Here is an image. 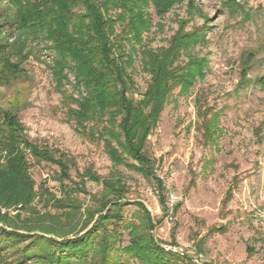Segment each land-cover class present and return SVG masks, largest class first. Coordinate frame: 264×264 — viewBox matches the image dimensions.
<instances>
[{
  "label": "rangeland",
  "instance_id": "obj_1",
  "mask_svg": "<svg viewBox=\"0 0 264 264\" xmlns=\"http://www.w3.org/2000/svg\"><path fill=\"white\" fill-rule=\"evenodd\" d=\"M148 10L153 22L145 33L149 46H168L183 25L187 31L204 32V40L192 46V52L209 60L204 75L187 92L175 88L149 136L146 153L155 159V172L163 176L165 189L159 191L155 183L127 166H114L103 141L90 140L75 128L56 85L51 53L42 44L30 43L35 50L24 64L26 74L0 86V105L17 104L29 138L57 157L65 153L71 159V178L62 179L59 165L29 157L37 190L32 207L40 214L61 217L60 225L69 237L84 233L92 224L81 231L80 225L73 226L76 217L68 214L70 207L53 202L61 198L78 202L84 211L103 190L101 181L82 177L92 168L103 178L121 176L129 189L119 229L122 246L130 240L123 224L145 213L140 202L151 213L153 235L160 245L180 243L189 254L195 250L201 254L199 261L191 258L192 264H264V88L256 80L264 75V0H176L163 17L152 4ZM249 53L244 79L243 61ZM129 70L143 93L150 74L143 70L140 55ZM70 80L74 81L71 74ZM63 88L72 90L67 81ZM202 108L208 116L217 112L220 129L214 141L207 140L199 128ZM171 193L172 213L164 209L161 199L168 201ZM15 213L11 209L10 214ZM28 242L19 243V248ZM15 248L0 251L4 262L18 256ZM32 262L24 259L20 264ZM71 264H77L75 259Z\"/></svg>",
  "mask_w": 264,
  "mask_h": 264
},
{
  "label": "trees",
  "instance_id": "obj_2",
  "mask_svg": "<svg viewBox=\"0 0 264 264\" xmlns=\"http://www.w3.org/2000/svg\"><path fill=\"white\" fill-rule=\"evenodd\" d=\"M175 2L0 0V86L23 77L24 64L35 50L30 43L42 44L51 53L56 85L65 97L75 128L90 140L103 141L114 166L124 165L141 173L163 191L165 184L155 172V159L146 153L149 136L175 88L187 92L198 76L204 75L209 62L192 52V46L204 40V32L198 29L187 31L180 25L168 46L152 48L146 43L145 33L153 25L148 10L151 4L163 17ZM137 55L143 70L150 74L143 93L129 70ZM251 55L247 54L243 61L244 79ZM256 80L264 88V75ZM66 81L72 86L71 91L63 88ZM17 108L13 102L7 107L0 105V207L6 209H0V241H4L0 251L16 247L18 252L16 258L6 262L0 254V264H20L24 259H33L31 264H71L74 259L77 264H180V260L193 263L189 254L164 250L153 235L151 213L140 202L145 213L139 220L123 224L130 240L122 246L119 229L128 203L123 199L129 189L118 175L103 178L92 168L85 170L82 177L101 181L103 190L93 196V203L84 211L78 202L54 200L62 207H70L68 214L76 217L74 227L80 225L83 231L92 224L82 234L69 237L60 225L61 217L37 212L32 207L37 190L29 157L59 165L62 179L71 178V159L65 153L57 157L50 148L33 142ZM206 110H200L199 128L204 129L207 140L214 141L220 129L217 112L208 116ZM83 186L79 185L85 191ZM161 199L167 211L163 196ZM11 209L16 213L11 215ZM23 212H29V216H23ZM27 240L28 244L19 248V243Z\"/></svg>",
  "mask_w": 264,
  "mask_h": 264
},
{
  "label": "built area",
  "instance_id": "obj_3",
  "mask_svg": "<svg viewBox=\"0 0 264 264\" xmlns=\"http://www.w3.org/2000/svg\"><path fill=\"white\" fill-rule=\"evenodd\" d=\"M157 175L163 180V176L160 175L159 172H157ZM170 199L168 201H165V205L167 207V212H170L172 213L174 211V208H175V199H174V196L173 194L171 193L170 194ZM162 247L164 248L165 251H168V252H174L178 255H184V254H189V252H187L188 250L185 249V247L183 246V244H180V243H175V244H161ZM191 256V258L194 260V261H199V257L201 254H199V252L197 250L195 251H192V254H189Z\"/></svg>",
  "mask_w": 264,
  "mask_h": 264
}]
</instances>
